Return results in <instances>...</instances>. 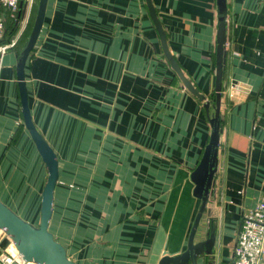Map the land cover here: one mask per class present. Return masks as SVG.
Returning a JSON list of instances; mask_svg holds the SVG:
<instances>
[{
    "label": "crops",
    "instance_id": "1",
    "mask_svg": "<svg viewBox=\"0 0 264 264\" xmlns=\"http://www.w3.org/2000/svg\"><path fill=\"white\" fill-rule=\"evenodd\" d=\"M151 1L170 54L210 101L215 0ZM36 4L21 0L16 45L0 54V201L34 226L47 171L22 123L15 63ZM224 48L218 167L195 236L215 238L207 264H233L242 215L264 203V0H227ZM24 75L32 123L57 159L48 231L67 257L158 264L183 252L200 204L189 173L210 130L145 1L47 0ZM0 256L31 264L1 231Z\"/></svg>",
    "mask_w": 264,
    "mask_h": 264
},
{
    "label": "water",
    "instance_id": "2",
    "mask_svg": "<svg viewBox=\"0 0 264 264\" xmlns=\"http://www.w3.org/2000/svg\"><path fill=\"white\" fill-rule=\"evenodd\" d=\"M144 1L149 18L157 33L165 60L179 78L183 88L198 101L203 102V107L207 112L210 130L207 143L204 146L198 164L189 173V181L192 184V197L198 200L200 204L190 228L186 248L179 254L172 255L164 253L158 261V264H199L200 258L202 264H207V262L213 259L215 238L210 235L204 240L196 241L195 236L218 167L222 91L221 77L225 52L227 0H215V75L214 92L210 101H207L205 96L194 88L173 59L168 50L166 36L152 1ZM46 4L47 0H37L36 11L30 31L17 53L15 63V77L22 123L47 171L46 181L40 195L39 220L37 226H34L21 219L0 201V231L11 241L17 255L25 263L76 264L67 257L64 247L48 231V223L52 213L53 191L58 179V164L53 150L48 146L32 123L25 84V65L39 37L43 25ZM209 108L213 111L210 115L208 114Z\"/></svg>",
    "mask_w": 264,
    "mask_h": 264
},
{
    "label": "built area",
    "instance_id": "3",
    "mask_svg": "<svg viewBox=\"0 0 264 264\" xmlns=\"http://www.w3.org/2000/svg\"><path fill=\"white\" fill-rule=\"evenodd\" d=\"M21 0H0V40L5 34V13L14 21L18 18ZM16 45L10 43L0 46V54ZM233 264H263L264 262V203L257 204L242 215L235 238L232 254ZM19 261L23 262L20 258ZM0 264H5L0 256Z\"/></svg>",
    "mask_w": 264,
    "mask_h": 264
},
{
    "label": "trees",
    "instance_id": "4",
    "mask_svg": "<svg viewBox=\"0 0 264 264\" xmlns=\"http://www.w3.org/2000/svg\"><path fill=\"white\" fill-rule=\"evenodd\" d=\"M37 1V0H36ZM16 22L14 20H12L4 34V37L0 40V46L1 45H5L10 43V41L12 40V38L14 37L15 33H16V29H17V25L15 24ZM6 28V26H5ZM25 38V37H24ZM24 38H22L21 42H23ZM211 100V99H210Z\"/></svg>",
    "mask_w": 264,
    "mask_h": 264
},
{
    "label": "rangeland",
    "instance_id": "5",
    "mask_svg": "<svg viewBox=\"0 0 264 264\" xmlns=\"http://www.w3.org/2000/svg\"><path fill=\"white\" fill-rule=\"evenodd\" d=\"M16 251V250H15Z\"/></svg>",
    "mask_w": 264,
    "mask_h": 264
}]
</instances>
